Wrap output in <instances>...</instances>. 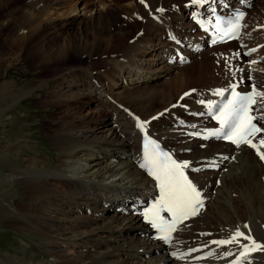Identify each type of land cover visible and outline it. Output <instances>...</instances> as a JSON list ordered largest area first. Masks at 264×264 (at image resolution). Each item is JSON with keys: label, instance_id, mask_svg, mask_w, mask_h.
I'll use <instances>...</instances> for the list:
<instances>
[{"label": "bare ground", "instance_id": "6f19581e", "mask_svg": "<svg viewBox=\"0 0 264 264\" xmlns=\"http://www.w3.org/2000/svg\"><path fill=\"white\" fill-rule=\"evenodd\" d=\"M62 1L57 0L53 10L48 4L50 9H46L44 13L40 12V16L43 14L44 21L37 20V22L40 21L38 25L51 20L47 21V25L52 34L58 33L59 29L62 32L72 24L78 26L94 24L98 25V28L113 24H107L108 18H103L100 13L108 7L105 0H100L99 5L93 9L86 10L82 4L80 7L72 6L68 11H66L67 5L62 8V4H59ZM261 1L263 3L261 2L260 5L264 8V0ZM78 3L80 2L76 0L75 4ZM188 3L189 0H127L124 3V22L127 25H137L138 20H141V25L144 26L143 38L146 39L143 42L134 41L121 47L124 51L117 55L112 53L110 56L109 52L113 51L117 45L120 48L123 37L115 38L111 33L104 35V33H98L99 31L96 32L97 29L94 30L95 33L93 32L92 45L82 39L73 45V50L78 52V55L81 51L83 54H91L92 51L96 54L99 49H102L100 57L110 56L104 61L107 62L109 70L113 69L111 71L117 72L101 73L103 81L98 74L91 76L85 71L80 74L83 78L80 79V76L75 78L76 74L73 75L74 73L70 72L64 78L65 86L56 89L55 92L52 91L53 93L49 94L51 97L40 99L41 102H39L44 107L55 105L66 110L73 108L75 115L73 118L70 116L72 118L70 121L67 119L54 122L53 127L51 125L53 129L47 132L48 143L57 154L53 167L43 169L45 165H50L48 161L40 159L38 163H35L34 160H30L33 157L28 155H25L23 164L20 162L22 165L5 164V170L0 174V187L6 186L4 187L6 194L10 191V186L17 184L21 187L23 197L26 199L24 198V203H20L21 205L11 200L1 208L12 218L4 221L7 227L16 232L21 231L25 235L27 233L37 235L44 241V249H46L44 254L49 259L26 258L27 255L24 254V256L15 257L9 253H1L0 264H180L181 261H175L169 255L170 250L180 247L191 249L205 247V251L210 250L212 256L199 264H232L239 260L243 264H264V250L252 252L247 259L239 258L240 248L249 244V241L244 238H238L224 245L213 243L230 240L239 230L245 236L250 235L257 243L264 245V160H261L257 150L250 146L235 150L222 144L191 142L179 128V122L173 119L187 112L204 108L221 97L216 94L217 92L224 93L235 82L245 85L246 80H249V84L256 85L264 93V10H259L260 7H258L259 11L254 14L252 27L246 29L249 38L246 37L247 40L244 42V44H250L249 47L261 46V51L254 57L262 56L261 63L250 66L247 63L254 58L247 59L238 70L229 73L230 80H227L229 83L227 86L225 84L227 77L217 79L207 70L205 73L198 72L196 81L199 85L204 84L201 91L204 94L200 96L199 92L194 91L189 97L179 101L182 93L188 91V84L183 82L188 79L185 75L189 71L186 68L178 70L164 64L161 55L168 50V47L164 42L160 43V37L164 28L171 25L189 27L183 26L189 25V21L183 24L184 19L186 20L184 11ZM145 6H148V10ZM30 8V6L27 9L20 8L23 18L24 16L35 18L36 15L27 12ZM149 11L151 16L148 14ZM177 12H180L181 16H177ZM56 14H63L59 18L63 17L66 20L60 24L55 23L52 17ZM158 17H162L163 20ZM77 18L79 20L74 21ZM37 22L33 20L35 25ZM58 25L62 27L59 28ZM58 35L61 34L58 33ZM154 40H156L155 44H153ZM159 45L161 47L156 49ZM69 47L71 44L64 43L61 51L64 52ZM224 47L220 48L221 52H215L216 48L208 49L206 56L201 60L207 61L209 58L222 63L230 61L236 56L235 52L233 53L232 50L229 52L228 47ZM147 53L151 54L153 59L145 60H151L155 63L153 66L146 67L144 64ZM136 55H140L141 58L137 59ZM238 59L240 62L243 60L242 57ZM120 75L127 84L121 86L122 84L117 83L116 88L113 82L115 77ZM111 77L113 79L109 82ZM148 79L149 81L168 80V83L163 90L161 89L162 91L158 92L155 91L157 87L154 89L152 86L154 90L146 87ZM106 80L109 84L107 86L104 83ZM209 80H211L210 84H208ZM152 83L149 86L153 85ZM118 85L121 87L120 90ZM144 87L148 89L146 93L143 92ZM170 93L176 96L169 97ZM24 95L26 93L0 90V101L4 105L10 102L12 103L10 106H13ZM86 95H92L97 100V111L87 113L90 118L80 114L84 110L81 98ZM193 98L201 102L197 104ZM159 102H162V107L157 108ZM176 103H178L177 107ZM5 108L0 105L1 114ZM127 110L137 113L160 144L170 147L180 161L188 164L189 170H198L197 174L190 177L201 194L202 204L210 199L212 191L227 194L234 187L243 185L244 177L241 175H245L248 188L245 200L241 201L244 209L241 211L236 207L233 210L234 214L224 219L219 216V212H214L212 215L206 213V215L202 209L197 217L190 220L192 227L183 226L175 233L173 244L169 248L153 240L150 229L136 214L150 196L151 181L143 175L142 170L137 168L139 140L125 115ZM106 112H111L110 116L114 118V120L109 119L111 122L109 125L98 122L105 119ZM0 116L2 118V115ZM155 116H157L156 120H154ZM175 125H177L176 128H174ZM253 144L259 147L257 139ZM259 150L264 152V148ZM12 152L13 149L12 151L7 148L0 150V154L5 155L3 160L8 162L10 156H13ZM211 160H218L217 172L204 170L206 165L211 166ZM240 169L243 172L238 173ZM3 191L0 189V193ZM128 203L132 205L129 206ZM220 224L222 228L219 227V231H223L224 234L218 237V230L216 232L212 228ZM207 225H210L211 229H208ZM23 243L27 246L26 242ZM22 250L26 252L25 249Z\"/></svg>", "mask_w": 264, "mask_h": 264}, {"label": "rangeland", "instance_id": "374dc122", "mask_svg": "<svg viewBox=\"0 0 264 264\" xmlns=\"http://www.w3.org/2000/svg\"><path fill=\"white\" fill-rule=\"evenodd\" d=\"M56 1L57 0H0V90H6L9 92H14L19 94L26 93V95L19 98L13 106H10L12 105V103L10 102L4 105V103H1L0 101V105L3 108L9 105L5 108L6 110L4 109L2 114L0 113V115H2V118L0 116V150L2 151V148H7L9 151H12L13 149L12 152L13 156H10L9 162L5 161V159L3 160L4 153L0 154V174L2 173L3 170H5V164L12 165L15 163H19V165H22L23 161L25 160V155L33 157V158L30 157L29 158L30 160L31 159L34 160L35 163H38L40 159L41 160L43 159V161H48L50 165H45L43 169L47 167H53L56 162L57 154L56 152H54V149L48 143V140L46 138L47 132L53 129L52 128L53 123L56 121L57 122L66 121L67 119H68L67 121L72 120V118L75 115L74 112L75 110H73V108H71V110L70 108H68L69 110L67 109L68 110L67 111L66 108L63 107L60 108L57 106L55 107V105L53 106L49 105L50 107L49 106L44 107L40 104L41 100L44 98L51 97L49 96V94L51 95L53 92L56 91V89L58 90L59 88L65 86L64 78L70 72L71 73L73 72L74 73L73 75L76 74L75 78L76 77L78 78V76H80L79 77L80 79H83L80 74L84 73L85 71L89 73L91 76L92 75L96 76L98 74L102 78L100 79L103 81L104 78L103 76H101L102 75L101 73L107 74V72L108 73L117 72V71H111L113 69L109 70L110 68L107 65V62L105 63L104 60L112 56V53L113 55H117L119 54V52L124 51V49H122L123 46L131 44L134 41L143 42L146 39L143 38L144 26L141 25L142 24L141 20H138L137 25H127L124 22L123 19L124 18L123 14L125 12L124 3H126L127 0H105L108 7L104 10H101L100 13L103 18L105 19L108 18L107 24L113 23L112 25H104L98 28L97 27L98 25H94V24H87L81 26L72 24L69 27H67V29L62 31L63 33L59 29L58 33H60L61 35H58V33L52 34V32L50 33V29L48 28L49 26L47 25V23L50 22L51 20L50 21L46 20L45 22L46 24L44 23L43 25H38V23H40V21L41 22L44 21L43 19L44 17L42 16L43 14L41 15L42 16L41 18L40 12L44 13L46 9H50L49 7H51L52 10L55 9ZM99 1L100 0H78V2L80 3L76 5L75 4L76 0H66V1L63 0L59 4L60 5L62 4V8L64 5H67L66 11L70 10V7L72 6L80 7L82 4L83 7L86 8V10H89L96 8L99 5ZM253 1L254 0L251 1V5H253V8L249 13L250 21H252V25H253V20L255 18L254 17L255 12L259 10H264V8L261 7L260 5L262 2L261 0L258 1L256 0L257 2L255 1L252 4ZM31 4H33L34 6ZM48 4L50 5L49 7ZM29 6L31 8L27 12L36 15L34 19L26 16H24L23 18L22 16L23 12L22 9L20 8L26 7L27 9ZM112 6L114 7L112 8ZM258 7H260L259 10H257ZM145 8L146 10H148V6H145ZM179 13L177 12V16H181L179 15ZM148 14L149 16H151L150 11L148 12ZM61 15L63 16V14ZM61 15L60 14L54 15L52 17V20H55L56 21L55 23H59V24L63 23V20H66V18L63 17L59 18V16ZM38 19L40 20L39 22H37ZM81 19H86V18L81 17ZM159 19L163 20L162 17H160ZM33 20L37 22L36 23L37 25L34 24L35 22L33 23ZM75 20L77 21L79 20V18L74 19V21ZM87 23L89 22L87 21ZM185 23H187V18L186 20L184 19L183 21V24ZM58 26L59 28L60 26L62 27V25H58ZM108 27L109 30L107 29ZM95 29H97L96 32L99 31L98 33H104V35L111 33L115 36V38L123 37V43L120 46V48L117 45V47L113 51L111 50L109 52L111 53L110 56L105 55L103 57L102 56L100 57V55L102 54V49H99L100 52L98 51L96 52V54L95 52L92 53L93 51L91 52V54H85V53L83 54V52L81 51L82 54L81 52H79L78 55V52H75V50H73V45L78 43L79 39L85 40L92 45V40L94 38L93 32ZM160 41H161V37H160ZM64 43L71 44V47L65 49V51L62 52L61 50L64 47ZM154 43H156V40H154ZM217 51L221 52V49L216 48L215 52ZM232 51L233 53L235 52L234 54L237 55L238 57L234 56L232 59H230V61H226L225 63L224 62L222 63V61H215L214 59L209 60V58L207 61H202L203 59L201 60V58L202 57L204 58L207 54L206 52H204L199 56L195 57L191 62V64L178 68V70H182V68H186L189 71L185 75L186 78L188 79L186 80V82H183V84L186 83L188 84L189 86L188 90L194 89V91H197V93L200 92V95L204 94L201 93L202 89L204 88L202 87L204 84L199 85L196 81V76L198 72L205 73V71L207 70V72L209 71L217 79L218 78L220 79L223 76L227 77L225 80V84L227 86L229 84L227 83L228 82L227 80H230L229 73L235 72L236 70H238L239 67H241L244 64L243 63L241 66L236 68L240 62V60L238 59L240 55L237 54V50L235 48H233ZM152 57L153 56H151V54L147 53L146 57L144 58V61H146L144 63L146 64V67L147 66L150 67L155 64L151 61L153 59ZM136 58L139 59L141 57L140 55H136ZM149 58L151 60L149 61L145 60ZM204 66L207 67L205 68ZM261 74H263V72ZM191 77L192 79H190ZM112 79L113 77L110 78L109 82H111ZM125 81L122 80V75L115 77V80L113 82L114 87L117 88L116 85L117 83L122 84L121 86L123 85L125 86L127 84V82ZM140 81L143 82L142 80ZM248 81L246 80V82ZM154 82L156 86L154 85ZM104 83L105 86L109 85L107 80L104 81ZM151 83L153 85L149 86V84ZM166 83H168V80L149 81L148 79L146 82L147 85L146 87L148 89H153L152 86L154 87V89H156L157 87L155 91L160 92L163 90ZM210 83L211 80H209L208 84ZM158 84L159 86L161 85L162 86L159 87ZM146 87L143 88L144 93H146V91L148 90ZM120 88L121 87L118 85V90H120ZM163 92L165 93L166 91ZM175 96H176L175 94L170 93L169 97H175ZM193 100L197 104L201 102L197 98H193ZM81 101L84 104V110L80 113L81 116H84L85 118L87 117L90 118V116H88L87 113L94 110L97 111L98 108L96 97L92 95H86L85 97L81 98ZM158 107H162V102H159L157 108ZM110 114L111 112H106L105 119L98 120V122L100 123L103 122L104 124L109 125L111 123L109 119L114 120V118L111 117ZM70 116L72 118H70ZM63 117L64 120H62ZM156 118L157 116L154 117V120H156ZM4 146H8V147H4ZM20 162L22 164H20ZM240 170H238L237 172L238 173L243 172L242 169ZM241 176L244 177L243 178L244 184L238 185V187H234L233 190L228 191L227 194H224V192L218 194L216 193V191H212L211 193L212 195L211 197H209L210 199H208L209 202L208 200L207 202H204L205 205L203 212H205V214L208 213L209 215H212L214 212L216 213L219 212L220 213L219 216H222V218L224 219L229 215L234 214L233 210L236 207L240 208V210L242 211L244 207H242L243 202L241 203V201L245 200L247 193L246 191L248 187H247V181L245 175H241ZM263 181H264V177H263ZM216 184L218 185V181ZM4 187L6 186L0 187L2 191L4 190L2 193H0V254L9 253L10 255L15 257H21L27 255L26 258H31V257L32 259L44 258L45 260H48L49 258L44 254L46 252V249H44L45 243L41 238H39V236L31 235L29 233L25 235V233H22L21 231L16 232L15 230L7 227V225L5 224L4 221L8 219L11 220L12 218L8 216L7 212L3 210V208L1 207L4 206L5 203L11 200L21 205L24 203L23 200H25L26 198L23 197L24 195L22 193L21 187L18 186L17 184H15V186H10L9 189L10 191H8V193L6 194ZM128 205L130 206L132 205V203H128ZM209 226L207 225V228L211 229V227L209 228ZM219 227L222 228V225L221 224L220 226L216 225L217 229L215 227L212 228V230L214 229L213 231L217 232L218 230L217 232L218 237L224 234L223 231H219L220 230ZM213 234L217 235L216 233ZM23 242H26L27 246ZM22 249H25L26 252L24 253Z\"/></svg>", "mask_w": 264, "mask_h": 264}, {"label": "snow or ice", "instance_id": "6c2138e0", "mask_svg": "<svg viewBox=\"0 0 264 264\" xmlns=\"http://www.w3.org/2000/svg\"><path fill=\"white\" fill-rule=\"evenodd\" d=\"M205 0H193V3H204ZM255 63V62H254ZM217 95H223L217 92ZM257 98L264 100V93H259L253 89L251 94L241 96L235 91L232 92V98L227 100L216 116L220 124V130L223 132L225 139L237 144L247 143L250 147L257 150V155L264 160V152L259 149L264 148V139L259 141V147L251 142L249 137L260 132L253 123V116L250 115V108L256 104ZM138 126L143 129V125ZM219 135V133H214ZM149 145L151 149L149 150ZM141 168L147 169L149 174L158 182L161 192L160 200L149 209L144 215L154 228L166 233L162 238L167 241L169 235L175 230V223L168 224L164 221L159 213L161 210L169 212L174 220L186 218L195 212V204L201 203L199 200L200 193L195 186L184 176L182 171L187 165L178 164L168 153L159 150V146L148 140L145 145V153ZM238 238H244L249 241L241 252V257L247 259L252 252L264 250V245L257 243L250 235L245 236L239 230L235 232L230 240L214 241L218 245H224L236 241Z\"/></svg>", "mask_w": 264, "mask_h": 264}]
</instances>
